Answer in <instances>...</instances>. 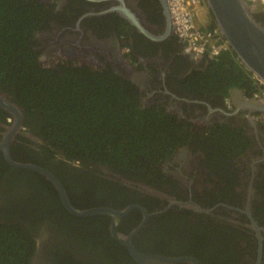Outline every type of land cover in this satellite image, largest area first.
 I'll list each match as a JSON object with an SVG mask.
<instances>
[{
  "label": "flooded vegetation",
  "instance_id": "flooded-vegetation-1",
  "mask_svg": "<svg viewBox=\"0 0 264 264\" xmlns=\"http://www.w3.org/2000/svg\"><path fill=\"white\" fill-rule=\"evenodd\" d=\"M38 2L43 4L48 15L42 21V27L27 39V45L34 53L33 61L40 68L52 70L68 81L74 78L69 74L73 71L88 69L100 72L107 69L113 72L110 64L104 68H94L90 66L91 60L83 56L81 59L77 54L91 39L106 41L119 49L129 63V77L123 78L113 73L136 88L142 107H152L155 113L160 112L161 117H164V128L161 129L167 134L163 140L170 141L169 153L158 165L151 167L150 174H145V170L120 172L119 168L116 171L108 165L90 167L89 173L92 175H101L102 179L119 183L117 196L112 199L117 203L108 202L106 194L98 190L88 200L96 203L93 207L121 211L131 206L120 218L117 230L129 234L137 229L132 243L140 252L192 256L200 264H264V122L261 119L264 112L253 111L250 106H240L242 98L239 97L242 92L246 100L259 99L262 87L250 81L256 91L248 96L240 87L232 86L222 100L218 94L213 95L194 87V81L201 78L200 74L209 71L207 68L213 59L186 54L182 43L175 36L150 41L139 34L136 27L120 13V7L128 8L136 17L140 16L143 22L156 27L158 35H163L167 29V19L162 0ZM251 7L256 20L264 26V0ZM206 11L208 21L204 25L211 27L213 21L209 11ZM54 38L55 43L52 44ZM68 38L74 42L78 40L79 44L83 42L82 46H75L71 56L65 51L57 54L50 49L51 46H62L67 50L65 41ZM0 92L23 115V126L10 147L12 160L44 167L60 181L52 170L27 160L25 147L34 148L32 142L39 139V123L37 120L25 119L24 107L17 101V91L13 87L5 85V89L0 88ZM11 123L12 116L0 107V141ZM223 130L234 134H231L230 140L235 144L240 138L244 140V147L237 152L232 151V145L224 147L223 141L230 135L224 134ZM0 156V172L3 173L0 188H4L6 193L1 196L4 198H0V218H7L8 221L15 218L11 214V203L33 204L35 208L48 206L50 195L42 193L47 191L43 185L39 194L27 196L25 182L20 187L21 182L14 179L16 169L26 168L11 165L2 152ZM3 162L13 169H1ZM44 181L51 184L60 200L53 184L45 177ZM64 189L73 207L89 208H84L87 203L84 200H72L66 187ZM187 202H191L190 208L178 204ZM195 205L202 210L193 208ZM63 209L62 213L53 212L55 215L51 213L44 216L36 224L32 235L37 251L30 264H63L64 260L60 256L59 262L54 259L49 263L46 259L45 247L49 249L55 244H61V248L67 246L75 264H90L91 261L97 264H131L113 252L108 242H92L89 238L94 234L89 233L90 229L80 236L78 227L71 219L86 216L74 215L64 206ZM95 215L104 214L87 216ZM107 217V231L101 230L100 238L109 235L117 242L109 229L112 219ZM27 222L24 217L22 225L27 226L29 232L31 228ZM149 228L162 231L165 235L157 240L159 251L139 249L142 247L140 245L152 240L149 234L143 233ZM117 243L130 256L127 248ZM102 252L110 257H103ZM54 254L58 255L56 252Z\"/></svg>",
  "mask_w": 264,
  "mask_h": 264
},
{
  "label": "trees",
  "instance_id": "trees-1",
  "mask_svg": "<svg viewBox=\"0 0 264 264\" xmlns=\"http://www.w3.org/2000/svg\"><path fill=\"white\" fill-rule=\"evenodd\" d=\"M47 15L38 0H0V88L5 89V85L13 87L17 91V101L24 107L25 119L39 123V139L32 142L34 148L25 147L28 161L55 172L72 200L87 202L84 208L96 204L88 200L98 190L106 194L108 202L117 203L112 199L117 196L119 183L102 179L101 175H92L89 173L90 167L108 165L116 171L119 168L120 172L145 170V174H150L151 167L158 165L169 153L170 141L163 140L167 134L161 129L164 128V117L160 112L155 113L152 107H142L136 88L110 70L73 71L69 74L74 78L68 81L52 70L40 68L33 61L34 53L27 45V39L42 27ZM207 70L208 74H200L201 78L194 81V87L218 94L221 100L228 95L232 86L240 87L248 96L256 91L250 84V81L254 82L252 75L240 65L230 50L210 60ZM226 132L223 133L230 136L223 141L224 147L232 145L234 152L244 147V140L240 138L235 144L230 140L234 134ZM5 168L13 169L3 162L1 169ZM2 176L3 173L0 174V182ZM14 179L21 182L20 187L25 182L27 196L39 194L43 185L47 191L42 193H48L51 198L45 208H35L28 203H11V214L18 217L17 221H14L15 218L9 221L0 218V264H30L37 251L32 235L36 224L44 216L53 212L62 213L64 209L55 190L44 181L42 175L16 169ZM6 186L9 188L8 184ZM5 194L4 188H0V198H4L1 196ZM24 217L31 228L29 232L27 226L22 225ZM71 220L78 227L80 236L90 229L89 233L94 234L89 238L92 242H108L119 257L136 264L125 248L109 235L100 238V231H107V215ZM143 233L149 234L152 240L138 248L159 251L157 240L165 236L163 232L149 228ZM45 248L44 254L49 263L54 259L59 262L60 256L63 264H75L67 246L61 248V244H55L49 249ZM162 250L166 251L163 247ZM102 256L110 257L104 252ZM90 264L97 263L91 261Z\"/></svg>",
  "mask_w": 264,
  "mask_h": 264
},
{
  "label": "water",
  "instance_id": "water-1",
  "mask_svg": "<svg viewBox=\"0 0 264 264\" xmlns=\"http://www.w3.org/2000/svg\"><path fill=\"white\" fill-rule=\"evenodd\" d=\"M162 1H164V14L167 19V29L163 35H158V33H156V27L151 26L147 22H143L140 16L136 17V15L133 12H130L128 8L120 7V13L136 27L139 34L145 36L150 41H160L168 36H175L174 26L166 5V0ZM203 1L206 9L211 15L214 27H216L222 39L227 44L228 50L233 52L240 65L264 88V26L256 20L252 12L251 3L248 0ZM175 38L177 37L175 36ZM178 41L182 43L183 50L186 54L194 56L193 53L185 50L183 40L178 39ZM51 43H55V38L51 41ZM82 44L83 42L79 44L78 40L74 42L71 38H68L65 41V45L68 46L67 50H64L62 46H51L50 49L57 54L65 51L67 55L70 54L71 56L74 52L75 46H82ZM77 54L80 58L83 56V58L91 60V67L95 68L98 66L104 68L110 64V66H112L111 69L115 74L120 75L123 78H126L129 74L128 71L130 68L128 67V61L123 57L119 49L106 41L99 42V40L91 39L86 45L82 46L78 50ZM240 93L239 97L242 98V100L239 98L241 102L240 106L246 105L247 107L250 106L249 108L253 111L258 110L264 112L263 102L256 98L246 100L244 95H242V92ZM0 107L12 116L11 126L2 134L0 152L3 153L5 159L11 165L36 171L48 179L57 190L58 196L64 208H66L70 213L77 216H87L93 214H105L110 216L112 221L109 229L112 237L127 248L130 256L137 264H177L183 262L189 264H200L196 258L192 256L175 257L140 252L132 243V238L134 234H136L137 229H134L129 234H124L117 230L120 218L128 212L131 206L121 211H116L109 207H93L87 209L75 208L70 204L64 187L53 174L45 168L32 163H20L13 161L10 155V147L23 126V115L17 106L10 102L5 94L1 92ZM178 204L181 206H188L189 208L191 206L189 205L191 202ZM193 208L202 210L196 205ZM142 210L144 211V209Z\"/></svg>",
  "mask_w": 264,
  "mask_h": 264
},
{
  "label": "built area",
  "instance_id": "built-area-1",
  "mask_svg": "<svg viewBox=\"0 0 264 264\" xmlns=\"http://www.w3.org/2000/svg\"><path fill=\"white\" fill-rule=\"evenodd\" d=\"M251 5L260 0H248ZM166 5L174 26V33L185 42V50L197 57L215 59L224 50L227 44L217 29L201 28L194 18L204 9L203 0H166ZM259 100L264 103V88L260 92ZM264 120V114L261 116Z\"/></svg>",
  "mask_w": 264,
  "mask_h": 264
},
{
  "label": "clouds",
  "instance_id": "clouds-1",
  "mask_svg": "<svg viewBox=\"0 0 264 264\" xmlns=\"http://www.w3.org/2000/svg\"><path fill=\"white\" fill-rule=\"evenodd\" d=\"M204 5H205V4H204ZM201 11L205 13V12H206V7H204V9H201L199 12H201ZM196 24H197L199 27H201V28H206V29H207V28H209V29H216V27H207V26H205L204 24H199L197 21H196ZM175 36H176L178 39H181V38H179L177 35H175ZM181 40H183V39H181ZM184 44H185V42H184ZM227 50H228V46H227V49L224 50L223 52H225V51H227ZM223 52H222V53H223ZM222 53H221V54H222ZM221 54H220V55H221ZM220 55H219V56H220ZM194 56H195V55H194ZM219 56H217L216 58H218ZM195 57H197V56H195ZM202 57H205V56H202ZM198 58H199V57H198ZM206 58H207V59H213V58H208V57H206ZM216 58H215V59H216ZM253 79H254V78H253ZM254 82H255L256 84H258L260 87H262V85H260L256 80H254ZM261 89H263V87H262ZM261 89H260V90H261ZM262 121L264 122V120H262Z\"/></svg>",
  "mask_w": 264,
  "mask_h": 264
},
{
  "label": "rangeland",
  "instance_id": "rangeland-1",
  "mask_svg": "<svg viewBox=\"0 0 264 264\" xmlns=\"http://www.w3.org/2000/svg\"><path fill=\"white\" fill-rule=\"evenodd\" d=\"M195 22L197 21L199 24H204L205 22L208 21V17H207V11H206V14L204 12H198L196 15H195V18H194Z\"/></svg>",
  "mask_w": 264,
  "mask_h": 264
}]
</instances>
